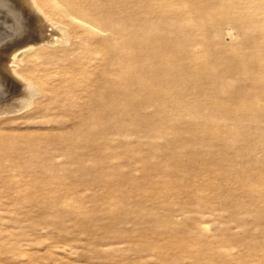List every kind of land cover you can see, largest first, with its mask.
Returning <instances> with one entry per match:
<instances>
[{"label":"rangeland","instance_id":"rangeland-1","mask_svg":"<svg viewBox=\"0 0 264 264\" xmlns=\"http://www.w3.org/2000/svg\"><path fill=\"white\" fill-rule=\"evenodd\" d=\"M23 2L0 264H264V0Z\"/></svg>","mask_w":264,"mask_h":264},{"label":"bare ground","instance_id":"bare-ground-1","mask_svg":"<svg viewBox=\"0 0 264 264\" xmlns=\"http://www.w3.org/2000/svg\"><path fill=\"white\" fill-rule=\"evenodd\" d=\"M29 2L31 3V7L32 6L35 7L37 5V3L35 2V0H28V3ZM28 7H29V5H28ZM36 10L39 11V8H37ZM23 13L25 14L24 17H26V16L29 17V20H30L31 23H29V22L19 23L16 28L19 29L20 32H25L26 34L28 33V35H29L31 32H33V31H30V30L33 29V26H34L33 23L34 22H33V20H31V15L29 16V13L31 14L32 12L27 11V8L25 7L23 0H5L3 2H0V33H1V35L3 33H5L4 30H6L7 27L9 26V24H10L9 21H8V18L14 17L17 20L19 19V21L21 19V20H24L23 22H25V20L27 19V17H26V19H23L22 18L23 17ZM33 14H34V12H33ZM16 15H19L20 18L17 17ZM34 16H36V15H34ZM36 18L33 17V19H36ZM30 24H32V25L30 26ZM42 24L44 25V22ZM42 33H44V32H42ZM5 36H3V37H5ZM27 37H28V39H27V41L25 43L19 44L20 48L25 47V46L30 45V44H32L31 46H33V44H37L38 45L40 42H42L41 37H40V34L38 36H36V37H33V38H31L32 36H30V35L27 36ZM42 38H44V37H42ZM3 40H5V38ZM3 40L0 41V74L3 77V79H2L3 82H7L9 84H13L14 83V80H13V78H11V76H9L8 72L6 71L7 69H5L6 66L4 65V63L6 62L5 61V55H6V53L8 51H10L14 46H13V43H10L9 41H6V42L4 41L5 43H2ZM23 98H24V94H23ZM23 104H24V102H23ZM5 107L2 106V104H1L0 105V110H5V112L8 110L10 112V110L11 111L13 110V107H15V105L14 106H9L10 109H8V108L5 109ZM25 107H26V104H25ZM21 108H22V106H21Z\"/></svg>","mask_w":264,"mask_h":264}]
</instances>
